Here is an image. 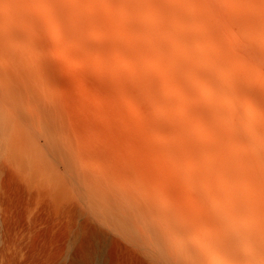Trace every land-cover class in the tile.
Instances as JSON below:
<instances>
[{"label": "bare ground", "instance_id": "bare-ground-1", "mask_svg": "<svg viewBox=\"0 0 264 264\" xmlns=\"http://www.w3.org/2000/svg\"><path fill=\"white\" fill-rule=\"evenodd\" d=\"M1 21L13 61L0 80L55 114L44 87L104 84L136 121L131 141L155 138L173 159L177 177L130 192L121 210L162 231L147 238L156 264H264V0H0Z\"/></svg>", "mask_w": 264, "mask_h": 264}, {"label": "rangeland", "instance_id": "rangeland-1", "mask_svg": "<svg viewBox=\"0 0 264 264\" xmlns=\"http://www.w3.org/2000/svg\"><path fill=\"white\" fill-rule=\"evenodd\" d=\"M11 59L0 52V63L10 67ZM61 78L43 88L57 98L58 114L0 80V264H156L147 238L162 231L148 213L126 221L121 210L130 192L145 185L157 192L170 180L160 176L175 177L173 159L155 138L147 137L154 146L142 134L131 141L126 130L136 121L124 103L117 111L108 86Z\"/></svg>", "mask_w": 264, "mask_h": 264}]
</instances>
